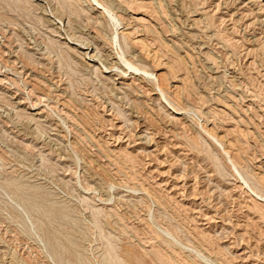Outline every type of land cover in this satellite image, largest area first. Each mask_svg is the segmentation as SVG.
<instances>
[{
  "label": "rangeland",
  "instance_id": "1",
  "mask_svg": "<svg viewBox=\"0 0 264 264\" xmlns=\"http://www.w3.org/2000/svg\"><path fill=\"white\" fill-rule=\"evenodd\" d=\"M114 1L123 25L105 26L106 54L125 30L189 117L166 116L151 84L96 75L65 40L61 51L42 9L0 0V264H264V203L251 189L264 200V24L250 16L264 2ZM42 2L95 35L85 0Z\"/></svg>",
  "mask_w": 264,
  "mask_h": 264
},
{
  "label": "bare ground",
  "instance_id": "2",
  "mask_svg": "<svg viewBox=\"0 0 264 264\" xmlns=\"http://www.w3.org/2000/svg\"><path fill=\"white\" fill-rule=\"evenodd\" d=\"M26 4L28 5H33L37 8H40V10L42 9L43 10V13H44V18L46 19V22L48 24H50V26H56L54 28V30H52L53 33H56V35L59 37L60 41H56L54 40L53 41V44L56 46V47H59V49L62 51V50H65L66 48H63L64 47V43L62 42L63 40H65L68 45H69V49H67V52L70 54L69 50L73 51L74 53H76L77 55H79L82 59V61H85L87 60L86 65H88V67L90 68L89 70H91L92 72H94L96 75H99L101 74L102 76L104 74H107V75H111L113 74L115 71H117V76L119 77V80H122L125 82V80H129V79H136L137 81H143L144 83H149L151 84V89L149 90V96H151V99L154 97V99H152L153 103H158V106L161 107L160 109L164 110L167 114L169 113V115H166V116H169L171 118L172 121H178L180 120V116H186L188 115L189 117V113L191 112V110L189 109V106L188 107H182L181 105H179L178 103H176V101H178L177 99H175L176 101H174V99L172 97H170L171 95H169V92H168V79L169 77H165L164 74L162 73H158V72H155L153 70H148L146 67H144L143 65L139 64V62H142L144 61L141 56L139 57L138 55L137 56H133V54L130 52V38L128 37V34L126 33L125 34V30L124 31H121V30H117V37L113 38V39H110V46H111V54L108 53L106 54V41L105 39H107V34L105 32L106 28L105 26L108 24H112L114 23L117 27H119L121 24L123 25V21L121 20V17L118 16V14L115 12V9L118 7V9L120 10V7L119 5L116 4V2L114 0H85L86 3L90 4V11L92 12V16H91V19L93 20V23L94 25H96V28H98L95 32V35L92 36L91 33L87 34L86 36L83 35V36H78V34L75 32V31H72V25H71V22L68 21V23L66 24V21L64 19L63 16H59L56 9H53V8H50V11L48 10L47 7H44L43 5L39 4V2L41 3L42 1H45V0H23ZM77 1V0H76ZM79 1H82V0H79ZM144 1V0H142ZM154 1V0H153ZM151 1V3L153 2ZM179 1V0H178ZM226 1V0H225ZM224 1V2H225ZM235 1V0H234ZM238 0L236 3H235V6H240V4L243 6H241L240 8H238V11L239 10H242V9H245L249 6H251V9L252 8H256L258 4H263L264 0ZM118 2V1H117ZM120 2V1H119ZM159 2H162V1H159ZM181 2V1H179ZM222 2V1H221ZM47 3V1L45 2ZM44 2H42V4H45ZM135 3V2H134ZM157 3V2H156ZM165 4V1L162 2ZM178 3V2H177ZM176 3V6L179 4ZM183 3V2H182ZM220 3V1H219ZM234 3H233V6L231 8L235 9L234 7ZM121 4V3H120ZM148 4V3H147ZM150 4V3H149ZM175 4V3H174ZM191 4V3H190ZM215 4V3H214ZM229 4H230V0H229ZM48 5L51 7V4L48 3ZM145 5V3L143 4ZM152 5V4H151ZM150 5V6H151ZM153 5L156 6V4L154 3ZM166 5V4H165ZM165 5L161 6V7H164ZM182 5V4H181ZM207 5V4H206ZM223 5V4H222ZM48 6V7H49ZM158 6V5H157ZM167 6V5H166ZM179 6V5H178ZM177 6V7H178ZM211 6V5H210ZM219 6V4H218ZM230 6V5H229ZM259 6V5H258ZM262 6V5H261ZM264 6V4H263ZM88 7V6H87ZM154 7V6H153ZM160 7V6H158ZM171 7V6H169ZM212 7V6H211ZM217 7V6H216ZM221 7V6H220ZM224 7V6H223ZM222 7V9H223ZM176 8V7H175ZM173 8V9H175ZM181 8V7H180ZM183 8V7H182ZM225 8V7H224ZM231 8H227V5H226V9H228V11L231 9ZM260 8V7H259ZM52 9V10H51ZM139 9V8H138ZM141 9V8H140ZM145 9V8H144ZM160 10V8H158ZM158 9H155V10H158ZM163 9V8H162ZM167 9V7H166ZM221 9V11H222ZM225 9V10H226ZM250 9V10H251ZM143 10V9H142ZM165 10V9H163ZM162 10V13L164 12ZM176 10V9H175ZM183 10V9H182ZM218 10V9H217ZM263 8L261 9H258V10H251V15H255V21H254V24L256 23H260V24H264V15H263V12L262 11ZM141 11V10H140ZM172 11V10H170ZM174 11V10H173ZM157 12V11H156ZM161 12V10H160ZM176 12H178L176 10ZM196 12V11H195ZM241 12V11H240ZM239 12V14H241ZM159 13V11H158ZM175 13V11H174ZM204 13V12H203ZM227 13V12H226ZM243 13V12H242ZM247 13V12H246ZM245 13V14H246ZM166 14V13H165ZM194 14V13H193ZM139 15V14H138ZM163 15V14H162ZM169 15V14H168ZM179 15V14H178ZM209 15V14H208ZM237 15V14H236ZM243 15V14H242ZM54 16L58 17L59 19H55ZM122 16V15H121ZM125 16V15H124ZM192 16V14H191ZM227 16L228 13H227ZM231 16V15H230ZM134 17V16H133ZM139 17V16H138ZM181 17V16H180ZM236 17V16H235ZM238 17V16H237ZM242 17V16H241ZM254 17V16H253ZM252 17V18H253ZM132 18V17H131ZM135 18V17H134ZM189 18V17H188ZM205 18V17H204ZM231 18V17H230ZM245 15H244V18L245 19ZM250 18V19H252ZM133 19V18H132ZM154 19V18H153ZM193 19V18H192ZM249 20V18H246ZM127 20V19H126ZM129 20V19H128ZM141 20V18H139V21ZM174 20V19H173ZM232 20V19H230ZM229 20V21H230ZM234 20V18H233ZM237 20V19H236ZM242 20V19H241ZM241 20H238V21H241ZM253 20V19H252ZM175 21V20H174ZM195 21V20H194ZM198 21H202L201 19H199ZM197 21V23H199ZM247 21V20H246ZM126 22V21H125ZM136 22V21H135ZM223 22V21H222ZM233 22V21H231ZM141 23V22H140ZM195 23V22H194ZM203 23V22H202ZM227 23V22H226ZM237 23V22H236ZM137 24V22H136ZM178 24V23H177ZM246 24V23H245ZM251 24V23H250ZM62 25H63V28H62ZM201 25V24H200ZM229 25V24H228ZM234 25V24H233ZM244 25V24H243ZM127 26V25H126ZM246 26V25H245ZM249 26V25H247ZM255 26V25H254ZM257 26V24H256ZM260 26V25H259ZM263 26V25H262ZM252 27H253V24H252ZM152 29V27H150ZM149 28V31L151 30ZM200 28V26H199ZM237 28V27H236ZM250 28V27H249ZM126 29H129V28H126ZM137 29V28H136ZM173 29V28H172ZM176 29V28H175ZM135 30V29H134ZM138 30V29H137ZM145 30V29H144ZM155 30V28H154ZM206 30V29H205ZM72 31V32H71ZM127 31V30H126ZM132 31V29H131ZM148 31V30H147ZM247 31V30H246ZM135 32V31H133ZM141 34L142 32L139 31ZM144 32V31H143ZM146 32V31H145ZM153 32V30H151V33ZM94 33V32H93ZM131 33V32H130ZM129 33V34H130ZM150 33V32H149ZM133 34V33H131ZM130 34V35H131ZM215 34V33H214ZM255 34V33H254ZM262 34V33H261ZM133 35H136V34H133ZM145 34H143L144 36ZM258 35V34H257ZM27 36V35H26ZM139 36V34H138ZM142 36V35H140ZM133 37V36H131ZM135 37V36H134ZM195 37V36H194ZM214 37V36H213ZM28 38V37H27ZM87 39V40H84V39ZM8 39V38H7ZM12 39V38H11ZM136 39V37H135ZM156 39V38H155ZM261 39V38H260ZM134 40V39H133ZM137 40V39H136ZM256 40V39H255ZM69 41V42H68ZM109 41V40H108ZM177 41V40H176ZM228 41V40H227ZM258 41V40H257ZM134 42V41H133ZM136 42V41H135ZM134 42V43H135ZM263 42V41H262ZM34 43V42H33ZM137 43H141L143 44V40H137ZM145 43V41H144ZM148 43V42H147ZM256 43V42H255ZM258 43V42H257ZM140 44V45H141ZM154 44V43H153ZM250 44V43H249ZM6 45V44H5ZM70 45H72L70 47ZM144 45V44H143ZM158 45V44H157ZM162 45V44H161ZM153 46V45H152ZM200 46V45H199ZM138 47V46H137ZM145 47V46H144ZM155 47V46H154ZM164 47V46H163ZM42 48V47H41ZM45 48V47H44ZM140 48V47H139ZM204 48V47H203ZM13 49V48H12ZM220 49V48H219ZM257 49V48H256ZM129 50V51H128ZM147 51V50H146ZM202 51V50H201ZM256 51V50H255ZM261 51V50H260ZM66 52V51H65ZM144 52V51H143ZM152 52V51H151ZM252 52V50H251ZM42 53V52H41ZM263 53V52H262ZM106 54V56L104 55ZM143 54V53H141ZM190 54V53H189ZM234 54V53H233ZM251 54V53H250ZM255 54V53H254ZM63 55V54H62ZM155 55V54H154ZM188 55V54H187ZM252 55V54H251ZM257 56V55H256ZM47 57V56H46ZM62 57V56H61ZM104 57H105V60H104ZM113 57V58H112ZM143 57V56H142ZM151 57V56H150ZM207 58V57H206ZM211 58V57H210ZM226 58V57H225ZM148 59V58H147ZM184 59V58H183ZM171 60V59H170ZM248 60V59H247ZM261 60V59H260ZM259 60V61H260ZM14 61V60H13ZM23 61V60H22ZM210 61V60H209ZM254 61V60H253ZM264 61V60H263ZM101 62V63H100ZM154 62V61H153ZM185 62V61H184ZM248 62V61H247ZM11 63V62H10ZM213 63V62H212ZM162 65V64H160ZM158 66V65H157ZM177 66V65H176ZM252 66V64H251ZM86 66V68H88ZM161 67V66H160ZM164 68V67H163ZM162 70V69H161ZM247 70V68H246ZM119 71V72H118ZM157 71V70H156ZM168 71H170L168 69ZM216 71V70H215ZM21 72V71H20ZM160 72V71H159ZM167 72V71H166ZM217 72V71H216ZM57 73V72H56ZM171 73V72H169ZM234 73V72H233ZM220 74V73H219ZM175 75V73H174ZM244 75V74H243ZM169 76H173V72H172V75H169ZM176 76V75H175ZM116 77V76H115ZM117 77V78H118ZM179 77V75H178ZM107 78V76H106ZM112 78V77H111ZM110 78V79H111ZM174 78H177V77H174ZM56 79V78H55ZM172 79V78H169V80ZM2 80V79H1ZM0 80V81H1ZM177 80V79H176ZM241 80V79H240ZM115 81V80H113ZM118 81V80H117ZM120 82V84L122 85H126L125 83L123 82ZM133 81V80H132ZM131 81V82H132ZM178 81V80H177ZM181 82V80H179ZM4 82V81H3ZM184 82V80H183ZM232 82V81H231ZM8 83V82H7ZM133 83V82H132ZM139 83V82H138ZM137 83V85H138ZM172 84V81L170 80V82ZM186 83V82H185ZM1 84V83H0ZM9 84V83H8ZM17 84V83H16ZM246 84V83H245ZM116 85V86H115ZM114 86L116 87L115 90H120V88H118L117 84H115ZM136 84H134L135 86ZM136 85V86H137ZM182 85V84H181ZM235 85V84H234ZM250 85V84H249ZM185 86V85H184ZM247 86V85H246ZM124 88V86H122ZM181 87V86H180ZM183 87V86H182ZM128 88H130V85H128ZM132 88V87H131ZM134 88V87H133ZM132 88V89H133ZM136 88V87H135ZM134 88V90H135ZM141 88V87H139ZM146 88V87H145ZM184 88V87H183ZM185 88H187L185 86ZM242 88V87H241ZM63 89V88H62ZM67 89V88H66ZM125 89V88H124ZM127 89V88H126ZM125 89V90H126ZM144 89V88H143ZM249 89V88H248ZM141 89H137V91H139ZM183 90V89H182ZM238 90V89H237ZM242 90V89H241ZM124 91V90H123ZM122 91V92H123ZM128 92L130 91L129 89L127 90ZM178 91V90H177ZM184 91V90H183ZM247 91V90H246ZM121 92V91H120ZM133 92V91H131ZM130 92V93H131ZM142 92V91H141ZM144 92V91H143ZM148 91H146L147 93ZM124 93V92H123ZM140 93V92H139ZM145 93V92H144ZM143 93V95H144ZM112 94V93H111ZM183 94V93H182ZM207 94V93H206ZM211 94V93H210ZM139 95V94H138ZM176 95V94H175ZM192 95V94H191ZM229 95V94H228ZM232 95V94H231ZM248 95V94H247ZM146 96V95H145ZM173 96V95H172ZM253 96V95H252ZM20 97V96H19ZM157 97V98H155ZM249 97V96H248ZM124 98V97H122ZM188 98V97H187ZM204 98V97H203ZM202 98V99H203ZM211 98V97H210ZM227 99V98H226ZM69 100V99H68ZM139 100V99H138ZM257 100V99H256ZM66 101V100H65ZM72 101V100H71ZM239 101V100H238ZM249 101V100H248ZM102 102V101H101ZM205 102V101H204ZM245 102V101H244ZM42 103V102H41ZM206 103V102H205ZM70 104V103H69ZM225 104V103H224ZM35 106V105H34ZM36 107V106H35ZM131 107V106H130ZM128 108V107H127ZM133 108V107H131ZM194 108V107H193ZM204 108V106H203ZM229 108V107H228ZM238 108V107H237ZM260 108V107H259ZM37 109V108H36ZM130 109V108H129ZM206 109V108H205ZM236 109V108H235ZM239 109V108H238ZM108 110V109H107ZM201 110V109H200ZM252 110V109H251ZM254 110V109H253ZM103 111V110H102ZM136 111V110H135ZM171 111V112H170ZM197 111V110H196ZM235 111V110H234ZM237 111V110H236ZM43 112V111H42ZM157 112V111H156ZM207 112V111H206ZM246 112V111H245ZM153 113V112H152ZM171 113V114H170ZM208 113V112H207ZM207 113L205 112H199L197 114H200V116L202 117V119L204 118L205 120L208 121V115ZM234 113V112H233ZM236 113V112H235ZM109 114V113H108ZM132 114V112H131ZM129 114V115H131ZM142 114V113H141ZM192 114H193V111H192ZM196 114V115H197ZM37 116H40L42 115V113H38V114H35ZM67 115V114H66ZM104 115V114H103ZM136 115V113L134 114ZM154 115V114H153ZM214 115V114H213ZM217 115V114H216ZM237 115V113H236ZM133 116V115H132ZM130 116V117H132ZM71 117V116H70ZM140 117V116H139ZM142 117V116H141ZM200 117V118H201ZM126 118V116H125ZM185 118V117H184ZM107 119V118H106ZM114 119V118H113ZM128 119V118H126ZM169 119V118H168ZM261 119V118H260ZM33 120H36V118H33ZM105 120V119H104ZM136 120V119H135ZM140 120V119H139ZM147 120V119H146ZM233 120V119H232ZM72 121V120H71ZM151 121V120H150ZM149 121V122H150ZM170 121V119H169ZM214 121V120H213ZM249 121V120H248ZM262 121V119H261ZM73 122V121H72ZM109 122V121H108ZM126 122V120H125ZM127 122H130L129 119ZM135 122V121H134ZM145 122V121H144ZM252 122V121H251ZM116 123V122H115ZM123 123V122H122ZM132 123V122H130ZM137 123V122H136ZM146 123V122H145ZM152 123V122H151ZM169 123V122H168ZM219 123V122H218ZM264 123V122H263ZM143 124V123H142ZM150 124V123H149ZM78 125V124H77ZM138 125V124H137ZM140 125V124H139ZM210 125V124H209ZM72 126V125H71ZM176 126V125H175ZM138 127V126H137ZM142 127V126H141ZM155 127V126H154ZM72 128V127H71ZM119 128V127H118ZM127 128V127H126ZM125 128V129H126ZM146 129V128H145ZM144 129V131H145ZM148 129V128H147ZM157 129V128H156ZM122 130V129H121ZM139 130V129H138ZM205 130V129H204ZM162 131V130H161ZM175 131V130H174ZM148 132V130L146 131ZM164 132V131H163ZM180 132V131H179ZM240 132V131H239ZM178 133V132H177ZM205 133V132H204ZM206 133L207 135H209L211 137V132L209 133L208 130H206ZM139 134V133H138ZM127 135V134H126ZM176 135V134H175ZM247 135V134H246ZM117 136V135H116ZM166 136V135H165ZM252 136V135H251ZM136 137V135H135ZM153 137H155V135H153ZM113 138V137H112ZM131 138V137H130ZM129 138V139H130ZM137 138V137H136ZM135 138V139H136ZM149 138V137H148ZM152 138V137H151ZM164 138V137H163ZM213 138V137H212ZM223 138V137H221ZM221 138H218V137H214V140L217 142V145L219 144L222 147H224V144L226 142H223L221 141ZM117 139V138H116ZM225 139V138H224ZM238 139V138H237ZM119 140V139H118ZM127 140V139H126ZM132 140V139H131ZM142 141V140H148L147 139V136H145V134H142L140 133L139 135V141ZM124 141V140H123ZM148 141H152V139L148 140ZM147 141V142H148ZM146 142V145L148 144ZM153 143H155L154 141H152ZM136 143V142H134ZM140 143V142H139ZM138 143V145H139ZM143 143V142H142ZM140 143V144H142ZM229 143V142H228ZM231 143V142H230ZM145 144V143H144ZM150 144V142H149ZM171 145V144H170ZM230 145V144H229ZM232 145V144H231ZM173 147V146H172ZM178 147V146H177ZM194 147V146H193ZM226 148V147H225ZM233 148V147H232ZM158 149V148H157ZM167 149V148H166ZM188 149V148H187ZM196 149V148H195ZM185 151V150H184ZM226 153L225 155H229L230 156V152H227L226 150H224ZM141 154V153H140ZM144 156V155H143ZM180 156V155H179ZM126 157V156H125ZM135 158V157H134ZM150 158V157H149ZM233 160V158H232ZM133 161V160H132ZM232 163L235 165V162L232 161ZM141 169V168H140ZM189 169V168H188ZM206 169V168H205ZM188 172V171H187ZM214 173V171H213ZM195 175V174H194ZM241 176V175H240ZM179 177V176H178ZM256 177V176H255ZM175 178V177H174ZM184 179V177H183ZM186 179V178H185ZM192 179V178H191ZM244 179V178H243ZM176 180V179H175ZM178 180V179H177ZM197 180V179H196ZM210 180V179H209ZM257 180V179H256ZM241 181V180H240ZM259 183H261L263 186H264V181L259 178ZM242 182V181H241ZM245 182V181H243ZM246 183V182H245ZM246 185V184H244ZM189 186V185H188ZM220 186V185H219ZM237 187V186H236ZM247 187V186H246ZM249 187V186H248ZM177 188V187H176ZM219 189V188H218ZM245 189V188H244ZM248 189V188H247ZM250 189V188H249ZM254 192V195L256 197L257 200L261 201L264 203V200L263 197L260 198V194L253 188H251ZM174 190V189H173ZM196 191V189H195ZM252 192V191H250ZM249 193V192H248ZM181 194V193H180ZM237 194V193H236ZM185 195V194H184ZM260 195V196H259ZM219 196V195H218ZM196 197V196H195ZM192 198V197H191ZM198 198V197H197ZM204 198V197H203ZM209 198V197H208ZM217 199V198H216ZM196 200V198H195ZM202 200V199H201ZM209 200V199H208ZM213 200V199H211ZM199 201V200H198ZM255 201V200H254ZM218 203V202H217ZM208 205V204H207ZM211 206V205H210ZM256 206H259V205H256ZM202 207V206H201ZM220 207V206H219ZM250 209V208H249ZM198 212V211H197ZM225 215V214H224ZM207 218V217H206ZM228 218V217H227ZM229 220V219H228ZM194 221V220H193ZM195 222V221H194ZM208 223V222H207ZM229 223V222H228ZM231 224V222H230ZM209 225V223H208ZM198 227V226H197ZM212 227V226H211ZM199 231V230H198ZM214 236V235H213ZM213 241V240H212ZM220 242V241H219ZM225 242V241H224ZM212 244V243H211ZM240 246V245H239ZM237 249V248H236ZM232 253V252H231ZM190 255V254H189ZM241 255V254H240ZM205 258V257H203ZM206 259V258H205ZM231 259V257H230ZM239 260V259H238ZM183 261V260H182ZM195 262V261H194ZM246 262V261H245ZM234 263V262H233Z\"/></svg>",
  "mask_w": 264,
  "mask_h": 264
}]
</instances>
